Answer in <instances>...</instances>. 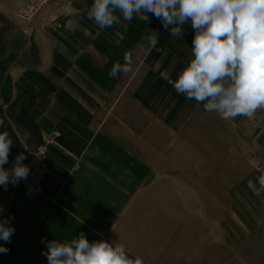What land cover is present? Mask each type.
<instances>
[{
    "label": "crops",
    "instance_id": "obj_1",
    "mask_svg": "<svg viewBox=\"0 0 264 264\" xmlns=\"http://www.w3.org/2000/svg\"><path fill=\"white\" fill-rule=\"evenodd\" d=\"M92 3L51 0L27 24L15 7L0 9V132L13 141L4 167L45 146L47 168L41 196L25 198L21 181L0 186V218L15 229L10 243L0 240L9 249L0 264H48L47 242L80 233L122 243L144 264H176L169 221L179 217L163 206L177 170L168 134L154 131L206 119L201 103L168 84L189 62L194 30L185 24L183 37H173L151 13L145 23L119 12L120 23L101 30L88 17ZM125 54L133 70L114 79Z\"/></svg>",
    "mask_w": 264,
    "mask_h": 264
},
{
    "label": "clouds",
    "instance_id": "obj_2",
    "mask_svg": "<svg viewBox=\"0 0 264 264\" xmlns=\"http://www.w3.org/2000/svg\"><path fill=\"white\" fill-rule=\"evenodd\" d=\"M117 12L125 21L136 17L145 23L151 13L173 37H183L185 24L194 30L189 62L175 80H168L178 95L224 120L252 119L264 109V0H93L88 17L104 30L120 23ZM148 43L156 48L157 32ZM132 70V59L125 54L124 63L114 64L110 75L115 79ZM12 143L7 131L0 132V186L5 190L30 171L24 153L15 157L11 169L4 167ZM255 179L257 192L264 191V173ZM249 186L254 187L252 181ZM14 232L9 220L0 218V240L10 243ZM8 251L0 244V253ZM42 254L48 264H144L140 256H129L122 243L89 242L83 233L70 242H47Z\"/></svg>",
    "mask_w": 264,
    "mask_h": 264
},
{
    "label": "rangeland",
    "instance_id": "obj_3",
    "mask_svg": "<svg viewBox=\"0 0 264 264\" xmlns=\"http://www.w3.org/2000/svg\"><path fill=\"white\" fill-rule=\"evenodd\" d=\"M24 2L0 0V9L15 7L19 21ZM263 117L264 109L231 120L202 110L204 120L155 128L158 136L168 134V164L177 170L163 206L179 217L169 221L176 264H264V191L257 192L255 179L264 173Z\"/></svg>",
    "mask_w": 264,
    "mask_h": 264
},
{
    "label": "built area",
    "instance_id": "obj_4",
    "mask_svg": "<svg viewBox=\"0 0 264 264\" xmlns=\"http://www.w3.org/2000/svg\"><path fill=\"white\" fill-rule=\"evenodd\" d=\"M50 4L51 0H25L16 11V18L23 23H30L38 14L47 10ZM26 157L24 164L29 166L30 171L28 177L20 181L23 186V196L32 199L43 194L41 184L47 174L46 147L31 151Z\"/></svg>",
    "mask_w": 264,
    "mask_h": 264
}]
</instances>
